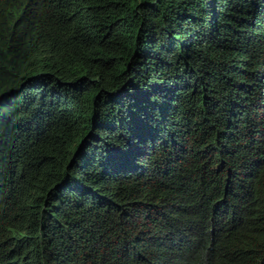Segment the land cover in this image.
Masks as SVG:
<instances>
[{"label": "trees", "instance_id": "16d2710c", "mask_svg": "<svg viewBox=\"0 0 264 264\" xmlns=\"http://www.w3.org/2000/svg\"><path fill=\"white\" fill-rule=\"evenodd\" d=\"M0 264H264V0H0Z\"/></svg>", "mask_w": 264, "mask_h": 264}]
</instances>
